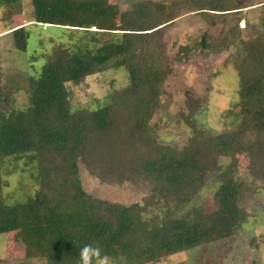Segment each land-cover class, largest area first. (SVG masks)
I'll return each mask as SVG.
<instances>
[{"label": "trees", "instance_id": "16d2710c", "mask_svg": "<svg viewBox=\"0 0 264 264\" xmlns=\"http://www.w3.org/2000/svg\"><path fill=\"white\" fill-rule=\"evenodd\" d=\"M16 2L0 0L2 7L9 10L4 20L21 9ZM32 2L36 23L77 32L119 30L122 35L115 36L116 40L105 49L106 58L92 53L82 38L71 52L63 44H55L45 55L40 74L31 81L17 73L4 80L0 69V90L29 89L35 94L36 105L17 125L23 129L31 120L36 123L24 126L25 132L21 133L9 129L17 127L12 125L16 115L9 122L10 114L7 117L0 108V157L32 153L39 174L37 197L9 205L0 167V233L23 230L26 257L46 258L51 264H78V252L86 244L99 248L102 256L125 255L144 264L204 243L205 232L199 231L198 223L203 220V211L179 215L174 212L199 190L204 176L219 166L220 158L246 153L250 174L264 181V33L241 41L243 50L237 56L241 111L228 112L229 117L239 118L236 128L211 134L195 125L192 140L174 147L161 142L148 129L164 92L157 37L174 19L163 13L164 7H158L164 20L146 21L152 14L147 6L157 4L137 3L120 14L121 27L116 28V20L107 16V0ZM226 6L199 10L219 15L214 12H224L228 10ZM136 20H143L142 24ZM93 27L98 30H91ZM24 28L13 30L21 49L28 45ZM141 50L142 55L136 57ZM112 59V67L129 71V86L112 92L107 104L97 109L74 111L69 106V125L58 120L65 101L61 98L67 100L69 96L67 84L105 70ZM250 133L255 136L248 140ZM78 161L99 178L144 179L157 184L164 204L173 205L174 212L169 210L161 220L158 215L146 219L143 212L149 205H123L90 196L82 186ZM233 168L234 164H229L220 171L214 192L217 209L210 223L218 227L221 235L242 225L245 215L242 191L248 183L233 178ZM0 264L5 263L0 260Z\"/></svg>", "mask_w": 264, "mask_h": 264}, {"label": "rangeland", "instance_id": "374dc122", "mask_svg": "<svg viewBox=\"0 0 264 264\" xmlns=\"http://www.w3.org/2000/svg\"><path fill=\"white\" fill-rule=\"evenodd\" d=\"M149 1L157 5L147 6L152 14L146 21L164 20L159 6L164 7V14L166 12L174 18L157 37L164 92L160 96L161 105L150 120V133L163 143L182 147L192 140L195 125L211 134L236 128L239 118L229 117L228 112L239 114L241 111L237 56L243 50L241 41L264 33V0H107L110 6L107 16L116 20L115 27L120 28V14L133 9L137 3ZM221 4H226L228 10L214 12L219 15H206L199 10ZM16 5L21 9L4 20L9 10L0 4V69L4 80L11 73L20 74L29 81L37 78L46 63L45 55L53 50L55 44L61 43L71 52L79 38L92 53L106 58L105 49L116 40L115 36L122 35L119 30L104 29L90 33L71 31L57 25L49 27L34 21L32 0H17ZM142 21L136 20L135 23L142 24ZM22 26H25L23 33L28 35L25 49H21L13 32ZM91 30L98 29L93 27ZM141 53L142 50L137 51L135 56H141ZM119 58L121 56L116 57ZM112 61L107 62L105 70L78 83L67 84L69 96L67 100L61 98L65 101L60 106L58 120L69 125V106L74 111L97 109L107 104L112 92L124 91L129 86V71L125 67H112ZM34 101L35 94L24 87L10 92L5 88L0 90V108L6 116L10 114L9 122L14 114L17 118L12 124L17 127H9L12 132H25L24 126L36 123L30 117L31 124L26 121L23 129L17 125L24 114L35 108ZM254 136L250 133L246 139ZM229 164H234L231 176L248 183L242 191L245 215L242 225L232 233L221 235L217 232L218 227L210 221L217 209L214 192L219 184V173ZM78 165L82 186L94 198L123 205H149L143 212L146 219L158 215L161 220L169 210L173 211V205L164 204L157 184L144 179L118 181L110 177L99 178L83 162L78 161ZM249 165L250 158L244 152L221 157L219 166L204 176L199 190L182 203L179 210L173 211L174 215L196 209L203 211V220L198 223L199 231L205 232L204 243L144 264H264V181L250 174ZM0 167L7 204L26 203L37 197L39 174L34 154L0 157ZM25 243L23 230L0 233V260L5 264H51L46 258L29 260ZM109 264H137V260L121 255L109 257Z\"/></svg>", "mask_w": 264, "mask_h": 264}, {"label": "clouds", "instance_id": "9594fccd", "mask_svg": "<svg viewBox=\"0 0 264 264\" xmlns=\"http://www.w3.org/2000/svg\"><path fill=\"white\" fill-rule=\"evenodd\" d=\"M78 264H109V258L102 256L99 248L86 244L78 252Z\"/></svg>", "mask_w": 264, "mask_h": 264}]
</instances>
